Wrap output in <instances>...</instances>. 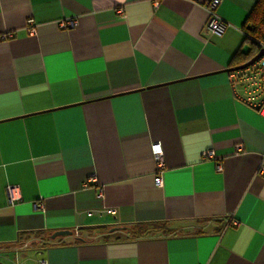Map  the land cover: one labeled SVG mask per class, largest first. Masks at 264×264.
<instances>
[{
    "label": "crops",
    "instance_id": "0c3cea01",
    "mask_svg": "<svg viewBox=\"0 0 264 264\" xmlns=\"http://www.w3.org/2000/svg\"><path fill=\"white\" fill-rule=\"evenodd\" d=\"M207 1L0 0L1 262L264 264V72L229 70L257 0H220L222 34ZM174 222L195 226L110 232Z\"/></svg>",
    "mask_w": 264,
    "mask_h": 264
},
{
    "label": "built area",
    "instance_id": "2783aa9c",
    "mask_svg": "<svg viewBox=\"0 0 264 264\" xmlns=\"http://www.w3.org/2000/svg\"><path fill=\"white\" fill-rule=\"evenodd\" d=\"M220 0H209L205 3V9L207 11V22L205 24V29L211 34H222L227 27V24L217 15L216 10L219 6ZM121 13V12H120ZM74 25V22L71 20H66L60 23L62 29H69ZM26 30L29 34L35 33V25L32 19H29L26 24ZM10 38V34L1 35L0 39L6 40ZM262 49L264 50V45H262ZM264 72V54L261 56L256 62L252 65L248 66L245 69L232 71L230 73L231 81L234 84H238V86H246L255 88L258 87L261 83V75ZM241 146H237V150L240 151ZM151 154L153 156V160L156 165L157 173L154 177V184L156 186L162 185L161 174L164 169V161H163V151L161 145L159 143H153L151 145ZM203 159H213L214 153L213 151H205L202 154ZM217 170L220 171L221 167L217 166ZM258 174L264 175V162L258 168ZM18 188L16 186H7L6 187V195L9 203L18 200L17 196ZM98 197H102V190L99 189ZM40 207V205H37ZM106 214H114L113 210H105ZM88 215H91L89 212ZM236 222L233 220L232 224ZM41 264H45L44 261Z\"/></svg>",
    "mask_w": 264,
    "mask_h": 264
},
{
    "label": "trees",
    "instance_id": "16d2710c",
    "mask_svg": "<svg viewBox=\"0 0 264 264\" xmlns=\"http://www.w3.org/2000/svg\"><path fill=\"white\" fill-rule=\"evenodd\" d=\"M242 31L244 34L243 47H246V51L243 52L240 49L235 54L232 60V64L235 67L244 64L253 58L259 52V50L262 49V45H264V0L256 1L242 25ZM168 226L169 225L165 223L137 224L131 227H124V230L126 233H128L129 238L140 239L145 237L144 234L150 235L160 233L166 236L175 233V231L168 230ZM49 236V234H37L38 238L43 237L44 239V244L42 245H50V243H52V240L49 239ZM73 242L85 243L86 241L79 237H74ZM35 245H37V243Z\"/></svg>",
    "mask_w": 264,
    "mask_h": 264
},
{
    "label": "water",
    "instance_id": "95a60500",
    "mask_svg": "<svg viewBox=\"0 0 264 264\" xmlns=\"http://www.w3.org/2000/svg\"><path fill=\"white\" fill-rule=\"evenodd\" d=\"M263 54H264V50L261 49L253 58H251L246 63H244L238 67L229 69V70L237 71V70L245 69L248 66L252 65L254 62H256L261 56H263ZM194 226H195V222H174L171 225H169L167 227V229L171 230V231H175L178 229H185V228H190V227H194ZM123 229H124V227L123 228H115V229H111L110 232L119 231V230H123ZM73 234L74 233L71 230H60V231L53 232L49 236V238H50V240H55L56 238L71 237V236H73ZM144 236H146V234H144ZM32 244H36V242H33ZM0 264H4V263L0 262Z\"/></svg>",
    "mask_w": 264,
    "mask_h": 264
},
{
    "label": "rangeland",
    "instance_id": "374dc122",
    "mask_svg": "<svg viewBox=\"0 0 264 264\" xmlns=\"http://www.w3.org/2000/svg\"><path fill=\"white\" fill-rule=\"evenodd\" d=\"M0 260L4 262V260H2L1 258H0ZM1 261H0V262H1ZM3 262H2V263H3ZM5 263H6V264H10V262H8V261H5ZM5 263H4V264H5Z\"/></svg>",
    "mask_w": 264,
    "mask_h": 264
}]
</instances>
